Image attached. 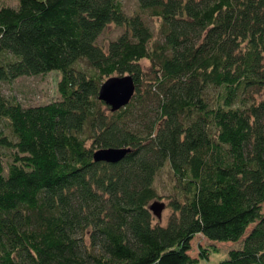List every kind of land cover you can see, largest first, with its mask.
Segmentation results:
<instances>
[{
	"label": "trees",
	"instance_id": "1",
	"mask_svg": "<svg viewBox=\"0 0 264 264\" xmlns=\"http://www.w3.org/2000/svg\"><path fill=\"white\" fill-rule=\"evenodd\" d=\"M136 1L133 15L120 0L0 6V83L61 72L46 103L0 92V264H197L214 249L191 257L199 234L240 241L216 264H264V0ZM111 23L124 32L104 49ZM122 74L134 94L110 111L98 90ZM109 147L130 150L94 161Z\"/></svg>",
	"mask_w": 264,
	"mask_h": 264
},
{
	"label": "rangeland",
	"instance_id": "2",
	"mask_svg": "<svg viewBox=\"0 0 264 264\" xmlns=\"http://www.w3.org/2000/svg\"><path fill=\"white\" fill-rule=\"evenodd\" d=\"M121 7L127 15L136 14L138 11L136 0H120ZM1 5L15 6L16 0H0ZM144 20L148 23L152 33V41L159 40L158 34V22L155 19L144 16ZM124 32V27L117 26L115 24H107L103 31L97 38V43L106 49L109 41L115 39L118 35ZM139 64L142 70L145 72V77L149 79L150 76V61L148 59H141ZM128 75V74H122ZM61 76L60 70L53 69L43 74L22 76L14 79L11 82L0 83V92L7 97H13L16 101L22 105H35L46 103L57 97V81ZM120 76V75H116ZM0 129L5 132L6 126L0 121ZM174 182L171 178V174L167 167H163L156 175L154 180V186L160 197L156 198L158 201L164 203V208L161 211L160 219L154 218V222L165 224L170 214V209L167 206L166 196L170 192ZM262 212L264 213V205L262 206ZM252 224L249 225L247 231L251 228ZM210 249L208 257L206 259H200L197 264H216L218 261L227 257V252L230 248H240V241H210L203 237L201 234L196 235L191 241V249L189 255L191 257L198 256V250L200 248Z\"/></svg>",
	"mask_w": 264,
	"mask_h": 264
},
{
	"label": "water",
	"instance_id": "3",
	"mask_svg": "<svg viewBox=\"0 0 264 264\" xmlns=\"http://www.w3.org/2000/svg\"><path fill=\"white\" fill-rule=\"evenodd\" d=\"M135 85L130 75L111 76L105 79L98 90V99L109 106L110 111L118 110L126 105L134 94ZM130 149L128 148H100L93 152L94 161L115 163L121 160ZM164 203L154 200L149 204V209L158 219Z\"/></svg>",
	"mask_w": 264,
	"mask_h": 264
}]
</instances>
